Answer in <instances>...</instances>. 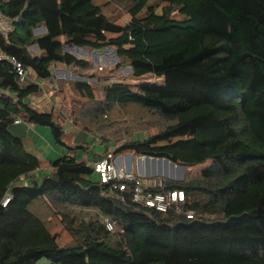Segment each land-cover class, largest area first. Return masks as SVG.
<instances>
[{
    "label": "trees",
    "instance_id": "1",
    "mask_svg": "<svg viewBox=\"0 0 264 264\" xmlns=\"http://www.w3.org/2000/svg\"><path fill=\"white\" fill-rule=\"evenodd\" d=\"M0 13L15 19L0 57L50 81L60 100L32 108L37 85L0 59V264H264V0H0ZM68 47L114 49L132 77L163 85L56 79L58 65L92 66ZM17 119L48 127L66 154L42 161L12 130ZM97 139L121 142L113 158L184 166L183 181L155 189L183 190L181 211L138 206L129 192L122 201L76 158Z\"/></svg>",
    "mask_w": 264,
    "mask_h": 264
},
{
    "label": "built area",
    "instance_id": "2",
    "mask_svg": "<svg viewBox=\"0 0 264 264\" xmlns=\"http://www.w3.org/2000/svg\"><path fill=\"white\" fill-rule=\"evenodd\" d=\"M15 19H10L0 13V31L2 35H7L12 31V24ZM0 59L8 61L16 73L21 84L26 83L27 74L24 71L21 63L14 57L3 55ZM20 122L19 119L15 120ZM95 173L101 183H108L112 190L120 194L119 198L123 201V193L129 192V199L132 203L138 206H143L158 212H166L174 207L177 211H181V205L185 202V194L183 190L173 189L164 192L155 191L162 186L161 180L149 178L144 179L133 170H128L122 165L117 164L116 158L111 154H107L102 159L93 163ZM10 200V195L6 194L2 201L5 206ZM188 218L192 217V212H187ZM106 228L113 230L114 226L111 222L105 219Z\"/></svg>",
    "mask_w": 264,
    "mask_h": 264
},
{
    "label": "rangeland",
    "instance_id": "3",
    "mask_svg": "<svg viewBox=\"0 0 264 264\" xmlns=\"http://www.w3.org/2000/svg\"><path fill=\"white\" fill-rule=\"evenodd\" d=\"M37 34H39V32ZM31 50L34 51V48L32 47ZM88 51L89 50H86L83 48H77V47L72 49L73 54H75L78 58H82L85 60L88 59L90 61V63H93L95 60H97V61H99L98 65L96 67L91 66L90 68H87V69L77 70L78 71L77 73L72 71V72H70L71 77L70 76L68 77L66 72H64L62 75L60 73V75H61L60 79L82 80V81H87L93 85L103 84L104 81L106 83L116 82V81L126 82V83H134V84H136V83H149L151 85V87H153V88H155V87L160 88L163 85V79L162 78H156L152 75H145L141 78L132 77L130 74L129 67L126 64H123V60L119 59L116 56L114 49H106L105 51H102V53H96L95 56H93L94 59L92 57L88 56V54H87ZM118 64H120V66L117 68L116 65H118ZM74 73H75V75H74ZM50 84L52 85V92L54 94L55 93L54 86L51 82H50ZM55 98H56V100L59 99L57 97H55ZM67 101H68V98H67ZM59 102H60V100H59ZM64 120H65V128L68 129V131H70L71 133H74L76 128L74 127L73 129H71L70 128L71 124L68 123V121L65 118H64ZM132 121H134V120H132ZM132 121H130V123ZM31 130H32V128H31ZM129 131H130V129H129ZM90 137H92V136H90ZM134 137L140 138L141 134L139 133ZM120 143H121L120 141L117 142V144H116V142L115 143L111 142V144H109L107 146V148H109L108 154H111L112 151L116 147L115 145H119ZM105 146H106V144H103L101 139H97L95 142L92 143V145L90 147H88L87 153H85V154L92 156V153L96 152L97 148H101L103 150L105 148ZM120 156L122 158L121 159L122 164L119 163V159L116 158V162L118 161L117 164L122 165L123 167L128 169V167H126V166L129 163L132 165V169L134 172H136L135 170L137 168L136 166L138 165V161H140L139 159H144V157L141 158V157L135 156L131 153H124ZM163 166L164 165L162 164V167ZM140 167L142 168V173L141 174L138 173V174L144 179L154 178V179H158V180L168 179V180H174V181H183L185 178L186 171H187L186 168H185L184 172H182V173L180 171L177 172V170H176L175 174L181 173L180 178H182V179L178 180V179H171L170 178V171H168V175H167L168 177H167V176L163 175L164 171H162V173L159 174V171L156 170V172L153 174L152 169H146L145 165L143 163L140 165ZM195 172H197L196 169L192 170L191 175H194ZM40 176H42V175H40ZM50 227L57 229L59 227V224L57 223V221H55L53 219L52 222L50 223ZM60 243L61 244H70V238L63 231H61Z\"/></svg>",
    "mask_w": 264,
    "mask_h": 264
},
{
    "label": "crops",
    "instance_id": "4",
    "mask_svg": "<svg viewBox=\"0 0 264 264\" xmlns=\"http://www.w3.org/2000/svg\"><path fill=\"white\" fill-rule=\"evenodd\" d=\"M39 32V34H42L45 32V28H40L38 29L36 32H34L35 34H37ZM34 48V51L31 50V48ZM29 48L30 52L32 54L36 53L38 51V46L34 45ZM75 47H68L66 48V51H71L72 49ZM108 48H105L101 51H88V56L92 57L95 56L96 53H102V51H105ZM73 53V52H72ZM94 59V58H93ZM87 61H89L88 59H86ZM90 62V61H89ZM99 61L95 60L93 63H91L92 66L96 67L98 65ZM80 70L78 68H74V67H68L65 65H58L54 71V78L56 79H60V76L66 72L68 77L70 75V72H75L77 73ZM61 73V75H60ZM74 73V75H75ZM29 84H34L37 85L38 87V91L35 92L34 94H31L28 97V102L30 104V106L34 109H36L38 112H49L50 110H52L53 108H60V102L59 99L56 100V98L54 97V94L52 92V85L50 84V81H45L42 80L40 78H38L37 76H35L34 74H32L31 72H27V79H26V83L24 85H29ZM64 126H65V120H64ZM32 130H31V128ZM71 129H73L74 127L71 126ZM12 130L16 133L19 134L21 136L27 135L28 138L31 140V142L34 144V146L37 149V152L39 154V156L41 157L42 161L50 164L51 162H53L54 160H56L59 156L66 154V151L64 149H62L60 146L56 145L51 137V133L48 127L46 126H41V125H35V124H24L21 121L16 123L14 122V125L12 127ZM77 130L75 129V134H76ZM90 136H87L85 141L86 142H90L92 139ZM96 141V140H95ZM94 141V142H95ZM109 151V148H105V149H101V148H97L96 152L92 153V156L87 155L81 151L77 152L76 154V158L81 159V160H86L88 163H94V161H97L101 158V154L103 153V151ZM117 159H119V163L122 164L121 161V156L116 157ZM143 158V157H141ZM140 161H138V165L136 166V173L141 174L142 173V168L140 167V165L143 163L145 165L146 169H151L153 167V162L152 161H146L145 158L144 159H139ZM129 161V160H128ZM118 162V161H117ZM130 162V161H129ZM126 167H129L132 169V165L128 163V165ZM50 172V168H45L43 170H39L34 172L30 178H35V179H39L40 175H44V174H48Z\"/></svg>",
    "mask_w": 264,
    "mask_h": 264
},
{
    "label": "water",
    "instance_id": "5",
    "mask_svg": "<svg viewBox=\"0 0 264 264\" xmlns=\"http://www.w3.org/2000/svg\"><path fill=\"white\" fill-rule=\"evenodd\" d=\"M37 30L38 29H35L34 32H36ZM144 158H145V160L147 162L148 161H152L153 162V167L151 168L153 174L156 172V170H158L159 174L162 173V171H164L163 175L167 176L168 175V171H170V178L171 179H178V180L182 179L180 177H181V173L184 172V170H185L184 166L175 165V164H173L172 162H170V161H168L166 159L150 158V157H144ZM162 164L164 165L163 167H162ZM128 170H131V168L128 167ZM176 170H177V172L180 171L181 173L180 174H178V173L175 174Z\"/></svg>",
    "mask_w": 264,
    "mask_h": 264
}]
</instances>
